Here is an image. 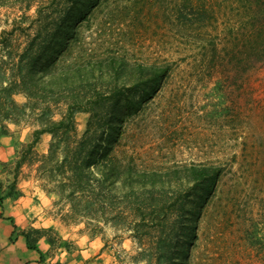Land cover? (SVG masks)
Listing matches in <instances>:
<instances>
[{"label":"rangeland","instance_id":"rangeland-1","mask_svg":"<svg viewBox=\"0 0 264 264\" xmlns=\"http://www.w3.org/2000/svg\"><path fill=\"white\" fill-rule=\"evenodd\" d=\"M42 1L0 0V65L6 60L4 39L12 47L26 42L24 32L9 34L15 22L29 16L20 25L28 28ZM72 6L64 26L72 16L79 19L60 32H74V42L94 59L124 62V69L115 70L116 85L135 99L136 108L115 110L123 114L114 154L141 171L172 172L156 179L158 186L188 194L180 217L197 225L192 264H264V0H74ZM158 68L164 75L148 92L146 82ZM114 85L108 81L104 88ZM13 98L26 101L21 94ZM75 119L81 135L89 114ZM1 122L8 133L0 134V194L15 184L9 198L17 205L23 199L22 212L36 224L24 231L32 239L46 238L54 264H154L148 259L158 235L152 222L133 230L123 222L97 226L73 218L65 199L43 189L52 183L38 179L37 165H23L14 182L17 154L36 126L33 118ZM50 140L43 135L36 151L45 154ZM193 166L219 170L210 193H188ZM4 200L0 215L6 214ZM187 242L179 238L174 258Z\"/></svg>","mask_w":264,"mask_h":264},{"label":"trees","instance_id":"trees-1","mask_svg":"<svg viewBox=\"0 0 264 264\" xmlns=\"http://www.w3.org/2000/svg\"><path fill=\"white\" fill-rule=\"evenodd\" d=\"M42 2L28 28L20 29L21 22L29 18L24 16L9 33H25L23 48L12 47L4 39L6 60L0 65V134L8 133L7 125L1 120L18 125L33 118L36 126L32 140L17 154L14 182L23 165H37L38 179L52 183V188L47 190L45 184L43 189L65 199L73 218L97 222V226L100 222H123V227L133 230L152 222L158 235L148 259L154 260V264H192L191 249L197 238L192 231L197 225L185 224L180 217L188 194L185 196L179 188L158 186L156 179L169 178L172 172L141 171L131 166L133 160L124 162L114 154L120 135L116 124L123 114L122 110H115L136 108L135 99L128 98L127 92L116 85L119 73L115 70L118 66L124 69V62L114 56L94 59L89 48L74 42V32H60L70 30L79 19L72 16L65 26L62 20L75 11L74 0ZM65 38H68L66 42ZM138 69H134L135 73ZM142 71H138V77L143 75ZM163 73L160 68L154 69L146 82L148 92L157 88ZM108 81L115 84L109 90L104 88ZM2 82L7 85L2 86ZM134 87L133 90L139 88ZM19 94L26 98L22 104L13 98ZM78 113L89 114L81 135L75 119ZM45 134L51 140L47 152L39 154L36 145ZM188 173L193 179L188 193L198 192L200 196L210 193L220 175L218 169L211 167L193 166ZM14 187L13 183L8 193L0 194V204L14 195ZM25 236L28 246L36 249L38 239H32L29 232ZM180 237L188 241L186 245L190 249L185 252L186 245L180 246L178 257L174 258L173 250L178 247ZM246 237L254 243V236Z\"/></svg>","mask_w":264,"mask_h":264},{"label":"crops","instance_id":"crops-1","mask_svg":"<svg viewBox=\"0 0 264 264\" xmlns=\"http://www.w3.org/2000/svg\"><path fill=\"white\" fill-rule=\"evenodd\" d=\"M18 201L17 205V201L12 202L10 198L4 200L6 214L0 215V264H54L48 257L45 237L38 239L36 249L28 246L24 230L28 225L36 228V224L33 216L22 212L20 204L23 199Z\"/></svg>","mask_w":264,"mask_h":264}]
</instances>
